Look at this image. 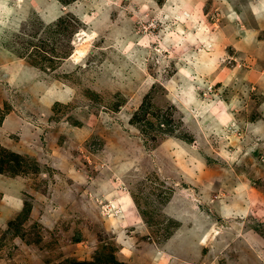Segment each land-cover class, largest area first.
I'll list each match as a JSON object with an SVG mask.
<instances>
[{
  "label": "rangeland",
  "instance_id": "obj_1",
  "mask_svg": "<svg viewBox=\"0 0 264 264\" xmlns=\"http://www.w3.org/2000/svg\"><path fill=\"white\" fill-rule=\"evenodd\" d=\"M116 262L264 264V0H0V264Z\"/></svg>",
  "mask_w": 264,
  "mask_h": 264
},
{
  "label": "bare ground",
  "instance_id": "obj_2",
  "mask_svg": "<svg viewBox=\"0 0 264 264\" xmlns=\"http://www.w3.org/2000/svg\"><path fill=\"white\" fill-rule=\"evenodd\" d=\"M183 13V12H182ZM180 14H181V12H180ZM84 51L83 50H77L76 51V53H75V58H76V60H79L80 59V57H82L83 55H84Z\"/></svg>",
  "mask_w": 264,
  "mask_h": 264
},
{
  "label": "trees",
  "instance_id": "obj_3",
  "mask_svg": "<svg viewBox=\"0 0 264 264\" xmlns=\"http://www.w3.org/2000/svg\"><path fill=\"white\" fill-rule=\"evenodd\" d=\"M81 264H90V263H81ZM116 264H126V263H118V262H116Z\"/></svg>",
  "mask_w": 264,
  "mask_h": 264
}]
</instances>
